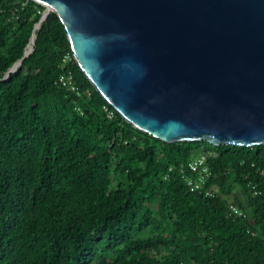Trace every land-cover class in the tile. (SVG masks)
<instances>
[{"label": "trees", "instance_id": "16d2710c", "mask_svg": "<svg viewBox=\"0 0 264 264\" xmlns=\"http://www.w3.org/2000/svg\"><path fill=\"white\" fill-rule=\"evenodd\" d=\"M46 11L0 0V264H264V144L137 129L81 69L60 17L36 28ZM66 55L80 94L58 84ZM208 150L215 190L192 191L180 166Z\"/></svg>", "mask_w": 264, "mask_h": 264}, {"label": "water", "instance_id": "95a60500", "mask_svg": "<svg viewBox=\"0 0 264 264\" xmlns=\"http://www.w3.org/2000/svg\"><path fill=\"white\" fill-rule=\"evenodd\" d=\"M35 1L47 7L36 28L55 12L81 69L137 129L264 144V0Z\"/></svg>", "mask_w": 264, "mask_h": 264}, {"label": "built area", "instance_id": "2783aa9c", "mask_svg": "<svg viewBox=\"0 0 264 264\" xmlns=\"http://www.w3.org/2000/svg\"><path fill=\"white\" fill-rule=\"evenodd\" d=\"M69 61L70 56L66 55L62 61L63 71L58 78V84L72 92L80 94V87L74 78L73 72L65 70ZM109 116H113L112 112L109 113ZM217 155L218 154L215 150H208L180 166V171L183 174V177L187 180L192 191H205L211 193V190H215V188L208 187L207 182L213 175L210 160L211 158L217 157ZM231 209L234 214L240 215L242 213L236 206L232 205Z\"/></svg>", "mask_w": 264, "mask_h": 264}]
</instances>
